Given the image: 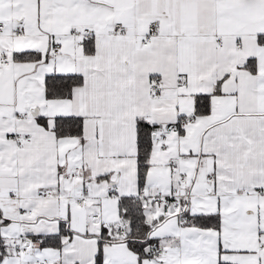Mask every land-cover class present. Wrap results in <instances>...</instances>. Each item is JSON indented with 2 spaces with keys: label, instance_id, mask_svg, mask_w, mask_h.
<instances>
[{
  "label": "snow or ice",
  "instance_id": "1",
  "mask_svg": "<svg viewBox=\"0 0 264 264\" xmlns=\"http://www.w3.org/2000/svg\"><path fill=\"white\" fill-rule=\"evenodd\" d=\"M0 264H264V0H0Z\"/></svg>",
  "mask_w": 264,
  "mask_h": 264
}]
</instances>
